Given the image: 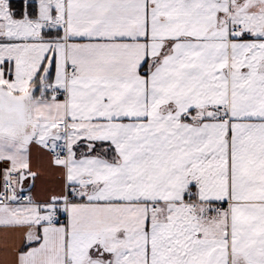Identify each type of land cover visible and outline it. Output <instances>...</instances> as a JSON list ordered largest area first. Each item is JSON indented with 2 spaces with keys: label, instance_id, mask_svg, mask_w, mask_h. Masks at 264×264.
<instances>
[{
  "label": "snow or ice",
  "instance_id": "1",
  "mask_svg": "<svg viewBox=\"0 0 264 264\" xmlns=\"http://www.w3.org/2000/svg\"><path fill=\"white\" fill-rule=\"evenodd\" d=\"M0 264H264V0H0Z\"/></svg>",
  "mask_w": 264,
  "mask_h": 264
}]
</instances>
